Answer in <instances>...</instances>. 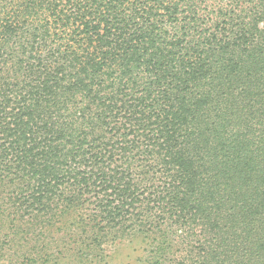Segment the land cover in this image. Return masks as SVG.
Segmentation results:
<instances>
[{"label": "trees", "instance_id": "trees-1", "mask_svg": "<svg viewBox=\"0 0 264 264\" xmlns=\"http://www.w3.org/2000/svg\"><path fill=\"white\" fill-rule=\"evenodd\" d=\"M264 264V0H0V261Z\"/></svg>", "mask_w": 264, "mask_h": 264}, {"label": "rangeland", "instance_id": "rangeland-1", "mask_svg": "<svg viewBox=\"0 0 264 264\" xmlns=\"http://www.w3.org/2000/svg\"><path fill=\"white\" fill-rule=\"evenodd\" d=\"M145 243L139 238L132 241H122L114 246L108 247V263L107 264H137L138 258L144 256L143 247ZM0 264H3L0 261Z\"/></svg>", "mask_w": 264, "mask_h": 264}]
</instances>
